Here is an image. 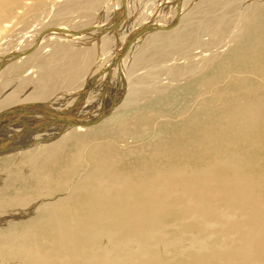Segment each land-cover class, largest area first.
Returning <instances> with one entry per match:
<instances>
[{"label": "bare ground", "instance_id": "6f19581e", "mask_svg": "<svg viewBox=\"0 0 264 264\" xmlns=\"http://www.w3.org/2000/svg\"><path fill=\"white\" fill-rule=\"evenodd\" d=\"M0 264H264V0H0Z\"/></svg>", "mask_w": 264, "mask_h": 264}]
</instances>
